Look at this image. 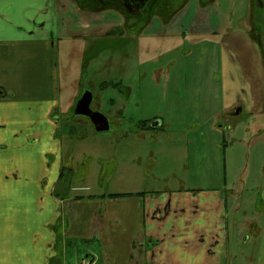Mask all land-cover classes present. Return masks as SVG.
I'll return each mask as SVG.
<instances>
[{
    "label": "rangeland",
    "instance_id": "obj_1",
    "mask_svg": "<svg viewBox=\"0 0 264 264\" xmlns=\"http://www.w3.org/2000/svg\"><path fill=\"white\" fill-rule=\"evenodd\" d=\"M234 1L226 0L227 12L223 16L229 22H233L235 15L230 12ZM52 3L57 25L53 57L61 113L58 135L62 140L63 164L70 169V174L64 175L71 187L69 196L107 199L109 195L221 190L225 180L223 148L227 145L229 149L230 136L217 129L218 125L228 128L234 120L224 117L225 109L240 101L243 111L236 122L250 124L245 130L248 137L264 127V117L248 113V102L256 99L250 97V89H257L252 77L256 76L255 81L264 89V69L257 63L261 50L251 44V64L242 66L236 59L233 63L227 59L221 44L222 32H187L181 36L174 26L157 31L158 19L154 17L146 28L150 21L139 25L135 18L119 17L114 23L107 15L88 12L78 0ZM31 16L28 12L25 18ZM210 20L213 27L215 19ZM263 20L257 22L259 29ZM119 25L139 28L124 31ZM116 29L123 31L121 36H106ZM238 58L245 60L247 55ZM104 83L108 86L102 87ZM85 91L92 94L90 108L107 118L109 131L96 133L87 118L77 116L69 123L77 127L73 134L63 126L64 117L72 114L73 106ZM143 121H159L165 129L141 132L138 127ZM231 169L235 171L229 165V179ZM245 171L243 168L242 174ZM259 192H244L235 202L228 198V215L233 208L234 216L239 213L232 218V230L228 229V249L234 257L229 254L226 264H239L234 258L240 250H253L251 261L247 262L264 264V257L257 254L258 235L264 227V195ZM253 213L257 228L254 233L247 229ZM239 228L243 237L249 235V242L241 244L240 233L237 251L232 234L240 232Z\"/></svg>",
    "mask_w": 264,
    "mask_h": 264
},
{
    "label": "crops",
    "instance_id": "obj_2",
    "mask_svg": "<svg viewBox=\"0 0 264 264\" xmlns=\"http://www.w3.org/2000/svg\"><path fill=\"white\" fill-rule=\"evenodd\" d=\"M56 34L52 0H0V264H226L228 229L239 212L228 215L225 194L235 201L244 192L264 195V135L246 136L249 123L218 125L230 136L225 191L70 197L60 179L67 168L58 135ZM239 230L235 250L240 233L241 244L249 242ZM258 236L264 257V227ZM252 254L240 250L234 259L249 264Z\"/></svg>",
    "mask_w": 264,
    "mask_h": 264
},
{
    "label": "flooded vegetation",
    "instance_id": "obj_3",
    "mask_svg": "<svg viewBox=\"0 0 264 264\" xmlns=\"http://www.w3.org/2000/svg\"><path fill=\"white\" fill-rule=\"evenodd\" d=\"M84 7H87V11H91L94 14L107 15L111 18L112 22H117L119 17L131 19L135 18L136 22L141 24H147L151 17L158 19L157 31L160 28H173L179 31L181 36L192 33L206 34L210 30V34H216L222 32V48L224 49L227 59L233 63L234 59L242 66H248L251 64V58L249 55L251 50V44L261 50L258 62L259 65L263 66L264 69V0H236L235 4L231 7V14H235L232 18L233 22H229L224 18L223 14L227 12L226 10V0H78ZM219 3V5H218ZM233 3V1H231ZM240 7H242L240 9ZM187 8V9H186ZM212 8H219L220 10H212ZM244 9V11H243ZM213 13V14H211ZM247 15L246 20H243V16ZM261 16L263 18L261 19ZM213 17L215 19V25L212 27L211 20L209 18ZM165 19H171L169 22H165ZM189 19V20H188ZM206 19V20H204ZM188 20V21H187ZM262 29L257 27V22H262ZM237 21V22H235ZM154 21L151 20L146 28H149ZM235 22V23H234ZM125 23V21H124ZM165 23V24H164ZM181 23V24H180ZM129 26V25H128ZM118 27L126 30L137 29L139 27ZM145 27V26H143ZM145 28V29H146ZM192 29V30H191ZM234 29V30H233ZM184 34V35H183ZM262 46V47H260ZM239 53V54H238ZM246 56L247 58H238L240 55ZM262 56V57H261ZM246 75V74H245ZM256 80V76L252 77V82L255 83L257 89H250V97L256 98L254 101L248 102L251 107V112L256 115H260L261 118L264 117V89H262V84ZM250 82V81H248ZM261 82V81H260ZM261 87V89H260ZM249 97V96H248ZM262 99V100H261ZM78 101V100H77ZM93 102V99H92ZM91 102V104H92ZM74 107L72 108V114L69 117H64L63 126L71 127L69 123L72 122V117ZM91 107V105H90ZM92 112H96V109H91ZM243 111V107L240 101L233 103V106L224 113V117H228L233 120V124L230 126H239L247 123L236 122L239 114ZM247 114V112H246ZM225 117V118H226ZM246 122V121H244ZM229 126V127H230ZM222 127V126H219ZM228 127V128H229ZM223 129H228L227 126L222 127ZM158 130V129H157ZM256 137L258 135H264V127L258 129L255 133ZM228 202L230 197L227 192L225 194ZM233 202L235 200L231 199ZM230 205V204H226ZM250 220V219H249ZM248 222V221H246ZM256 224V223H255ZM253 222L249 221L247 224V229L251 230L252 233L256 232L257 228Z\"/></svg>",
    "mask_w": 264,
    "mask_h": 264
},
{
    "label": "water",
    "instance_id": "obj_4",
    "mask_svg": "<svg viewBox=\"0 0 264 264\" xmlns=\"http://www.w3.org/2000/svg\"><path fill=\"white\" fill-rule=\"evenodd\" d=\"M92 102V94L88 91H85L79 100L76 102L73 115L77 117L87 118L92 125L96 133H103L109 131L108 120L100 112H92L90 110V105ZM159 125L158 121H155L151 124L152 128H155Z\"/></svg>",
    "mask_w": 264,
    "mask_h": 264
},
{
    "label": "trees",
    "instance_id": "obj_5",
    "mask_svg": "<svg viewBox=\"0 0 264 264\" xmlns=\"http://www.w3.org/2000/svg\"><path fill=\"white\" fill-rule=\"evenodd\" d=\"M122 33H123V31L121 29H116V30H113L110 33H108L106 36H109V34H110V36H112V37H117V36H121ZM101 86L102 87H105V86H108V84L104 83ZM151 122L152 121L139 122V127H138L139 130L140 131H148V130H155V129L162 130V126H159L157 128L151 129V127H150V123ZM73 132H74V129H71L69 131L70 134H73ZM65 173L69 175L70 174V169H64V167L62 168V170H61V176H60V179L61 180H64ZM119 196H124V195H109L108 197H110V198H119ZM128 196H132V195L130 194ZM136 196H144V194H137Z\"/></svg>",
    "mask_w": 264,
    "mask_h": 264
}]
</instances>
